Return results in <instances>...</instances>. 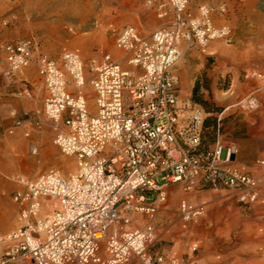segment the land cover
I'll use <instances>...</instances> for the list:
<instances>
[{
	"label": "built area",
	"instance_id": "1",
	"mask_svg": "<svg viewBox=\"0 0 264 264\" xmlns=\"http://www.w3.org/2000/svg\"><path fill=\"white\" fill-rule=\"evenodd\" d=\"M145 3L166 25L148 38L132 26L113 30L122 56L103 55L89 80L75 53L52 59L27 40L0 45L5 77L36 69L46 93L43 117L56 130L54 145L76 168L68 175L50 169L35 179L13 178L11 201L21 225L0 235V264H178L148 250L167 186L183 193L226 190L242 206L264 202V161L256 162L254 173L245 172L232 165L234 145L205 146L204 112L180 96L173 72L182 43H231L230 27L212 20L224 6L200 5L190 15L188 0ZM9 23L0 19L2 27ZM246 79L256 86L237 109L250 113L264 105V75L252 72ZM204 214L202 204H178L183 222Z\"/></svg>",
	"mask_w": 264,
	"mask_h": 264
},
{
	"label": "rangeland",
	"instance_id": "2",
	"mask_svg": "<svg viewBox=\"0 0 264 264\" xmlns=\"http://www.w3.org/2000/svg\"><path fill=\"white\" fill-rule=\"evenodd\" d=\"M137 4L142 9L152 10L145 0ZM88 6L89 13L84 9L82 14H70L68 18L52 22L32 17L28 20L29 26L19 33L18 39L5 43L27 40L35 52L52 59H59L65 52L75 53L82 60L86 79L89 80L91 68L103 55L109 54L117 60L121 58L122 54L114 48L112 31L133 26L139 14H124L122 17L113 12L98 14L101 4L93 0ZM197 7L189 2V13L195 14ZM15 22L14 19L2 28H9ZM212 43L230 45L218 41ZM205 48H196L194 51ZM230 67L226 56L216 58L209 55L205 58H183L175 70H184L188 83L191 82L193 87L198 83L196 96L205 101L210 110L208 113L196 104L203 110L204 119L208 121L203 135L204 145L212 146L216 141L223 145H234L237 155L232 165L252 173L256 162L264 160V105L255 112L238 111V102L247 92H236V88L232 87L231 74L234 73L242 81L252 72L260 73L254 68L242 66L235 71ZM193 87L189 95L184 97L192 103ZM86 92L88 98L92 99L88 87ZM89 106L93 108L92 101ZM62 161L64 168L59 170L64 175L76 172L72 158L62 157ZM165 189L168 196L166 203L152 221L155 240L148 249L151 255L163 246L169 254L159 253L158 256L176 260L178 264H229L247 258L251 264L264 262V210L252 205H239L228 191L222 189H204L191 193H183L178 185H169ZM181 200L193 205H204L205 214L201 218L183 222L178 215ZM10 202L14 219L10 222V230H0V235L21 225L11 198ZM40 217L46 218L43 214ZM134 264L140 263L135 260Z\"/></svg>",
	"mask_w": 264,
	"mask_h": 264
},
{
	"label": "crops",
	"instance_id": "3",
	"mask_svg": "<svg viewBox=\"0 0 264 264\" xmlns=\"http://www.w3.org/2000/svg\"><path fill=\"white\" fill-rule=\"evenodd\" d=\"M90 2L91 0H0V18L9 19L10 22L11 17L16 20L9 28L0 26V45L18 39L19 33L29 26L28 20L32 17L52 22L68 18L70 14H82L84 9L89 13ZM93 2L101 4L98 14L113 12L118 17L124 14H139L134 19L132 27L144 38H148L154 31L166 25L165 21L156 18L152 10L140 8L137 3L144 0H93ZM189 2L192 6H224V13L216 12L212 20L216 26L230 27L232 41L227 46L222 43H211L201 51H194L196 47L182 43L180 60L205 58L209 55L216 58L226 56L231 69L236 71L237 68L244 66L254 68L264 75V0H189ZM4 66L1 57L0 230L8 231L10 222L14 219L10 196L17 188L13 178L21 176L27 180L35 179L50 169L59 170L64 166L62 157L54 145L56 130L43 117L42 101L46 93L36 69L30 67L8 78L3 75ZM175 66L173 72L179 80V94L186 97L193 85L191 82L188 83L185 71H177ZM231 75L232 87L236 88L237 93L243 91L247 92V95L256 86L254 80L241 81L234 73ZM252 206L264 210L262 201ZM159 253L169 254L163 246L153 255L158 256ZM1 254L0 249V256ZM134 263L135 260L132 259L128 264ZM229 264L251 263L247 258Z\"/></svg>",
	"mask_w": 264,
	"mask_h": 264
},
{
	"label": "trees",
	"instance_id": "4",
	"mask_svg": "<svg viewBox=\"0 0 264 264\" xmlns=\"http://www.w3.org/2000/svg\"><path fill=\"white\" fill-rule=\"evenodd\" d=\"M197 89H198V83H195L193 90H192V101L195 104H198L201 108H203L206 112L209 113L210 110L207 107V103L196 96ZM207 126H208V121L204 119V121H203V135H204L205 127H207ZM203 140H204V138L202 136V142H203Z\"/></svg>",
	"mask_w": 264,
	"mask_h": 264
},
{
	"label": "bare ground",
	"instance_id": "5",
	"mask_svg": "<svg viewBox=\"0 0 264 264\" xmlns=\"http://www.w3.org/2000/svg\"><path fill=\"white\" fill-rule=\"evenodd\" d=\"M227 262V261H226ZM225 263V262H224Z\"/></svg>",
	"mask_w": 264,
	"mask_h": 264
}]
</instances>
